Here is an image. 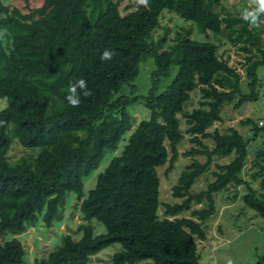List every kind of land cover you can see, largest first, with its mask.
<instances>
[{"label": "trees", "instance_id": "obj_1", "mask_svg": "<svg viewBox=\"0 0 264 264\" xmlns=\"http://www.w3.org/2000/svg\"><path fill=\"white\" fill-rule=\"evenodd\" d=\"M25 1L26 11L0 0V30L10 39L8 48L0 41V98L7 101L0 110V236L20 234L38 217L49 227L72 191L85 221L77 227L80 237L62 235L61 243L33 264H87L112 243L121 250L109 264H203L196 238L206 239L203 223L216 213L215 194L240 185L245 206L264 228V145L251 160L249 177L260 179L257 189L242 177L249 140L234 127L207 130L222 120L224 104L239 108L264 93L256 73L264 65L262 26L251 28L238 15L222 17L214 8L220 0H148L147 7L139 0L124 6L119 0H38L34 7ZM164 10L201 33L226 31L228 42L246 53L244 79L211 39H193L185 30L166 46L168 29L154 37ZM105 48L115 51L111 60H101ZM146 58L154 64L150 84L145 94H137L133 82ZM79 78L92 95L81 96L73 108L65 96L69 82ZM197 88L199 106L186 111ZM136 103L149 114L133 129L130 111ZM178 115L185 118L184 131ZM240 122L251 126L252 139L264 133L250 118ZM185 134L193 144L183 152L190 162L171 187L177 200L162 203L158 168L166 163L167 171L174 168ZM13 140L24 151L16 160L9 154ZM121 140V153L84 196L83 178ZM225 157L226 163L214 162ZM211 165L213 179L194 190ZM184 212L189 216H179ZM93 220L105 231L95 234ZM25 256L17 237L0 242V264H25Z\"/></svg>", "mask_w": 264, "mask_h": 264}, {"label": "rangeland", "instance_id": "obj_2", "mask_svg": "<svg viewBox=\"0 0 264 264\" xmlns=\"http://www.w3.org/2000/svg\"><path fill=\"white\" fill-rule=\"evenodd\" d=\"M5 2H12L13 5L21 7L26 11L25 0H4ZM29 6H38L40 2L38 0H28ZM121 5L124 6L132 0H119ZM250 0H220L219 5H215V9L220 13L222 17L228 15H238L244 9L249 7ZM264 20V16L261 17ZM224 25V23H223ZM264 34V24L261 25ZM165 29L169 30L167 44L174 43L173 37L177 32L185 33L188 31V36L199 40L205 41L211 39L218 46V53L222 54V57L227 58L228 64L234 66L242 74L244 79V61L246 53L238 48L237 45H232L228 42L226 37V31H223L218 36H211L201 33L197 26L192 22H186L184 19L179 18L177 14L173 12H166L165 10L160 15V25L153 31V36L157 37L161 35ZM8 34V33H7ZM9 38L0 39L2 45L5 48L9 46ZM154 67L153 59L146 58L139 64V72L134 80V84L137 85V94H145L150 84V73ZM175 71V69H174ZM257 77L262 84L260 91L264 90V65H261L256 70ZM170 78L163 81L168 83ZM244 82V80H243ZM244 84V83H243ZM123 87H126L124 85ZM242 90H246L242 85ZM200 91L195 89L191 92V98L185 105V110L199 106ZM7 105L5 98H0V109ZM131 117L133 121L132 128L134 129L140 120L148 117V110L143 107L141 103H136L131 108ZM180 117V126L182 130L186 128L185 118L182 115ZM222 120L215 121L207 130L213 131L215 128L221 132H226L230 127H234L239 130L243 136L249 140L248 145V160L245 162L242 170V177L250 181L252 187L260 189V179L251 180L249 173L253 170L251 168V160L255 151L262 145H264V133H259L254 139H252L253 131L249 124H242L240 121L250 118L257 122L259 126H264V93H261L259 99L255 102H247L241 105L239 108H234L233 103H226L221 109ZM131 131L125 134V137ZM189 137L185 134V137L179 144V156L175 162L174 168L167 171L168 163L158 168L160 176V200L162 203L174 202L177 199L172 196L171 187L176 183L180 171L190 162V156L183 154L193 144L189 142ZM204 141L211 146L212 141L210 139H204ZM125 141L118 143V148L114 152H107L101 159L98 167L90 174L83 178V192L86 196L90 189L95 186L96 177L101 172L109 161L116 155L121 153ZM11 159L16 160L24 155L23 148L20 144L13 140L9 152ZM229 161V157L215 159L214 162L226 163ZM214 166L211 165L207 172L199 177L193 185L194 190H200L206 187L209 180L213 179L211 170ZM243 186H229L227 189L215 194V206L216 213H214L209 219L204 221L203 227L206 231V239L199 240L196 238L197 250L200 255V262L203 264H258V261L264 257V228L261 227V218L254 211L245 206L242 195L245 192ZM238 192V193H237ZM237 193L235 199L233 195ZM200 206V205H199ZM198 207V205H194ZM163 206H160L158 213L162 215ZM189 216L188 212H184L179 216ZM85 222L82 218L79 210V202L75 198V193L70 191L66 192L65 202L59 209V215L52 221L49 227L44 225L43 220L38 217L33 223L27 225L25 231L20 234L13 235L10 232H6L0 236V242L17 237L23 244L26 256L24 258L25 264H33L35 259H39L47 256V254L61 243V236L64 234H70L74 239H78L81 232L77 227L80 223ZM95 228V234L104 232L103 225L96 220L92 221ZM121 245L119 243H112L99 252L93 254L87 264H109L113 253L120 251ZM135 264H151V260H143Z\"/></svg>", "mask_w": 264, "mask_h": 264}, {"label": "clouds", "instance_id": "obj_3", "mask_svg": "<svg viewBox=\"0 0 264 264\" xmlns=\"http://www.w3.org/2000/svg\"><path fill=\"white\" fill-rule=\"evenodd\" d=\"M139 3L145 7L148 6V0H139ZM262 16H264V0H250L249 7L244 9L241 13V18L246 21L251 28H259L264 24V20L261 19ZM6 38L7 30H0V39ZM115 54L114 50L105 48L100 58L102 61H108L111 60ZM91 95L92 92L88 88L87 82L83 78H79L69 82L65 100L70 106L75 108L81 104V96L90 97Z\"/></svg>", "mask_w": 264, "mask_h": 264}]
</instances>
